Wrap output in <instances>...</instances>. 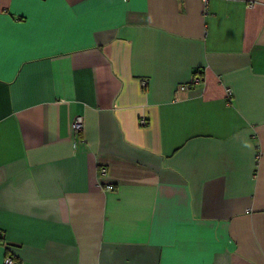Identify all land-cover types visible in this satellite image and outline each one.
<instances>
[{
	"label": "crops",
	"instance_id": "1",
	"mask_svg": "<svg viewBox=\"0 0 264 264\" xmlns=\"http://www.w3.org/2000/svg\"><path fill=\"white\" fill-rule=\"evenodd\" d=\"M0 230V264H264V0H0Z\"/></svg>",
	"mask_w": 264,
	"mask_h": 264
},
{
	"label": "built area",
	"instance_id": "2",
	"mask_svg": "<svg viewBox=\"0 0 264 264\" xmlns=\"http://www.w3.org/2000/svg\"><path fill=\"white\" fill-rule=\"evenodd\" d=\"M202 1H206V0H202ZM200 81V77L197 76V75H194L189 82H185V83H182L180 84L179 88L180 89H188L191 85L193 84H196ZM141 83L144 85L146 83V80L145 79H141ZM227 92H230V89H227ZM144 122V119H140V123H143ZM73 128L76 132L80 131L81 128H82V119H81V116H77L73 122ZM100 173L101 174H105L106 173V169L105 167H101L100 168ZM113 188V185L112 184H106L104 185V189H112ZM2 231L0 230V241L2 240ZM4 261L6 264H14V261L13 259L10 257V256H6L4 258Z\"/></svg>",
	"mask_w": 264,
	"mask_h": 264
}]
</instances>
